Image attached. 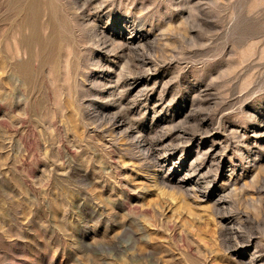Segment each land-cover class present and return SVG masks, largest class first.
<instances>
[{
  "label": "rangeland",
  "instance_id": "obj_1",
  "mask_svg": "<svg viewBox=\"0 0 264 264\" xmlns=\"http://www.w3.org/2000/svg\"><path fill=\"white\" fill-rule=\"evenodd\" d=\"M0 264H264V0H0Z\"/></svg>",
  "mask_w": 264,
  "mask_h": 264
},
{
  "label": "bare ground",
  "instance_id": "obj_2",
  "mask_svg": "<svg viewBox=\"0 0 264 264\" xmlns=\"http://www.w3.org/2000/svg\"><path fill=\"white\" fill-rule=\"evenodd\" d=\"M29 3H30V2H29ZM31 3H32V2H31ZM35 3H36V2H35ZM35 3H34V4H35ZM27 5H28V4H27ZM35 5H36V4H35ZM23 6H24V5H23ZM23 6H22V8H23ZM25 6H26V5H25ZM32 7H33V6H32ZM22 8H20V9H22ZM34 8H35V7H34ZM34 8H32V9H34ZM27 9H28V8H27ZM27 9H25V10L28 11ZM29 9H30V8H29ZM19 11H20V10H19ZM19 11H18V12H19ZM21 11H23V10H21ZM21 11H20V12H21ZM32 11H33V10H32ZM29 12H30V11H29ZM23 13H24V12H23ZM30 14H33V13H30ZM26 15H27V14H26ZM26 15H25V16H26ZM28 15H29V14H28ZM22 17H23V16H22ZM29 17L32 18L30 15H29ZM21 19H24V17H23V18H20V22H21ZM22 21H23V20H22ZM25 22H26V19H25ZM21 23H22V22H21ZM27 23H28V22H27ZM31 23L33 24V19H32V22H31ZM29 25H31V24L29 23ZM34 26H35V24H34ZM32 28H33V27H32ZM32 28H31V29H32ZM32 30H33V29H32ZM32 30H31V32H32ZM33 31H34V30H33ZM26 39H27V38H26Z\"/></svg>",
  "mask_w": 264,
  "mask_h": 264
}]
</instances>
